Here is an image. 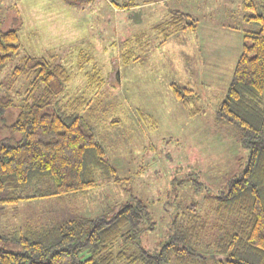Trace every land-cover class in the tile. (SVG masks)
I'll use <instances>...</instances> for the list:
<instances>
[{"label":"rangeland","instance_id":"374dc122","mask_svg":"<svg viewBox=\"0 0 264 264\" xmlns=\"http://www.w3.org/2000/svg\"><path fill=\"white\" fill-rule=\"evenodd\" d=\"M129 1L140 5L131 10L118 6ZM147 1L91 0L73 7L62 0H0V27L13 26L15 17L20 22L19 51L0 73V90L5 91L3 83L24 54L67 68L71 78L62 101L82 92L92 97L85 73L96 67L104 85L92 101L99 111L95 129L122 179L99 180L96 187L78 194L2 206L0 232L27 225L39 228L64 213L93 217L136 197L146 205L153 226L125 247L128 253L140 247L159 249L178 214L195 212L205 222V243L220 236L215 195L239 174V161L246 159L247 151L237 129L217 123L214 110L239 57L242 32L259 26L243 20L241 0H172L153 6ZM171 10L193 15L198 27L173 34L160 45L159 35L150 29ZM144 32L146 36L134 42ZM128 51L137 57L124 62L122 55ZM204 59L220 70V79L215 85L191 88L199 95L197 103L189 105L199 112L191 116L175 100L170 84L189 87L185 71ZM31 78L29 73L17 78L7 92L14 105L12 116ZM5 135L0 130V140ZM193 180L202 184L196 186Z\"/></svg>","mask_w":264,"mask_h":264},{"label":"trees","instance_id":"16d2710c","mask_svg":"<svg viewBox=\"0 0 264 264\" xmlns=\"http://www.w3.org/2000/svg\"><path fill=\"white\" fill-rule=\"evenodd\" d=\"M62 1L78 7L91 0ZM241 2L243 20L259 28L242 32L239 57L214 110L217 123L237 129L240 145L247 151L246 159L239 161V174L215 195L220 236L205 243V222L195 212L178 214L159 249L140 247L128 253L125 247L153 226L146 205L134 197L93 217L64 213L39 228L27 225L0 232V264H264V0ZM18 19L9 28L0 27V73L19 51ZM197 26L193 15L171 10L166 20L150 30L163 44L173 34L196 31ZM145 36L146 32L137 35L134 42ZM136 57L128 51L122 60ZM28 73L32 75L30 87L12 116L14 105L7 92L17 78ZM85 77L92 97L82 92L62 101L60 96L71 78L67 68L24 54L9 81L3 83L0 130L6 137L0 140V207L86 192L102 179L122 180L95 129L99 111L92 101L102 93L104 80L96 67ZM170 87L178 101L194 103L197 94L192 89L177 83ZM198 112L197 107L189 109L191 116Z\"/></svg>","mask_w":264,"mask_h":264},{"label":"crops","instance_id":"0c3cea01","mask_svg":"<svg viewBox=\"0 0 264 264\" xmlns=\"http://www.w3.org/2000/svg\"><path fill=\"white\" fill-rule=\"evenodd\" d=\"M169 1H172V0H148L145 4L148 5V6H151V5L153 6L154 4L155 5L156 4H160V3L163 4V3L169 2ZM128 3L129 4H132V6H129L130 7L129 8L130 10L131 9H134L136 7H139V5H140V4H136L135 2H130V1ZM150 3H151V5H150ZM241 6H242V2H241ZM160 45H162V44H160ZM198 63H196L193 67H188V69L185 71L184 78L185 79L186 78L188 79L187 80V85H189L188 88H190V89L191 88H194L195 89V86L197 84L198 85H205V86H208L207 84H209V85H215V83L217 84L218 81H219V79H220V74H221L220 70H218L216 67H213L212 62L209 61L208 59L202 60L200 64H198ZM190 79H196V81H193V83H192V81H190ZM224 94H225V91H224V93L222 95H224ZM174 98H175V100L177 102L181 103V105L187 110V112L189 111V109H190L191 106L184 105L182 102L178 101L175 96H174ZM198 99H199V95L197 94V97H196V99L194 101V104L197 103V100Z\"/></svg>","mask_w":264,"mask_h":264}]
</instances>
